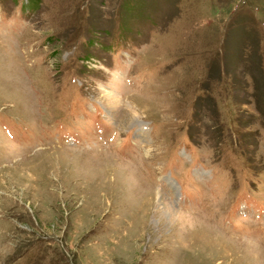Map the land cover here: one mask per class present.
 I'll return each mask as SVG.
<instances>
[{"label": "rangeland", "instance_id": "374dc122", "mask_svg": "<svg viewBox=\"0 0 264 264\" xmlns=\"http://www.w3.org/2000/svg\"><path fill=\"white\" fill-rule=\"evenodd\" d=\"M0 264H264V0H0Z\"/></svg>", "mask_w": 264, "mask_h": 264}, {"label": "bare ground", "instance_id": "6f19581e", "mask_svg": "<svg viewBox=\"0 0 264 264\" xmlns=\"http://www.w3.org/2000/svg\"><path fill=\"white\" fill-rule=\"evenodd\" d=\"M141 129V128H140ZM115 142V141H114ZM114 142H113V144H114Z\"/></svg>", "mask_w": 264, "mask_h": 264}]
</instances>
